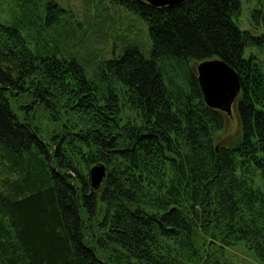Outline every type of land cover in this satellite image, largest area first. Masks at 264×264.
<instances>
[{
	"label": "trees",
	"instance_id": "obj_1",
	"mask_svg": "<svg viewBox=\"0 0 264 264\" xmlns=\"http://www.w3.org/2000/svg\"><path fill=\"white\" fill-rule=\"evenodd\" d=\"M111 1L146 22L151 57L128 45L88 73L58 45L34 47V6L0 22V264H229L241 244L264 262V62L247 56L264 32L239 27L242 0ZM45 13L57 28L67 16L55 0ZM253 17L264 31V1ZM212 59L240 77L227 143L232 117L207 105L191 65Z\"/></svg>",
	"mask_w": 264,
	"mask_h": 264
},
{
	"label": "rangeland",
	"instance_id": "obj_2",
	"mask_svg": "<svg viewBox=\"0 0 264 264\" xmlns=\"http://www.w3.org/2000/svg\"><path fill=\"white\" fill-rule=\"evenodd\" d=\"M0 0V22L13 25L17 19L24 16L22 6H34V13L38 12L41 20L37 26L42 31L46 40L35 41L38 45H58L65 54L77 58L88 70L101 60H110L114 56L123 53L128 45L138 46L146 57H151L152 41L149 28L146 22L137 14L127 10L122 5L111 0H55L61 7L67 10V16L62 18L61 27L47 26L45 24L46 4L51 0ZM264 0H242V12L237 24L242 30H249L254 34H263V29L257 25L253 14L261 7ZM24 2V3H23ZM28 37L27 33L23 32ZM38 37H41L38 36ZM255 53L264 62V49L256 47L248 48L247 56ZM169 74L173 70H190L191 67L178 65L174 61H167L165 64ZM196 69L197 64H191ZM181 83H184L181 73ZM232 118L227 120L225 131L220 136L225 143L232 140L239 132L237 114L233 113ZM42 128L51 130V121L47 115L39 119ZM225 261L229 264H264L260 261L253 250L248 249L244 244L227 248Z\"/></svg>",
	"mask_w": 264,
	"mask_h": 264
},
{
	"label": "water",
	"instance_id": "obj_3",
	"mask_svg": "<svg viewBox=\"0 0 264 264\" xmlns=\"http://www.w3.org/2000/svg\"><path fill=\"white\" fill-rule=\"evenodd\" d=\"M146 1L157 7H173L187 0ZM196 72L207 105L232 115L233 105L241 91L240 77L236 70L221 59H212L198 63ZM106 176L107 166L104 163H96L90 168L92 191L101 188Z\"/></svg>",
	"mask_w": 264,
	"mask_h": 264
}]
</instances>
